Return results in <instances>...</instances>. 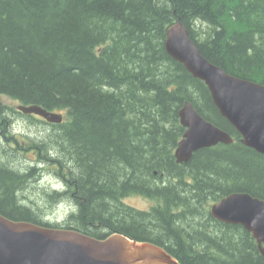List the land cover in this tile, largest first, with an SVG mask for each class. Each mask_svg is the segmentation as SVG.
<instances>
[{
  "label": "trees",
  "instance_id": "16d2710c",
  "mask_svg": "<svg viewBox=\"0 0 264 264\" xmlns=\"http://www.w3.org/2000/svg\"><path fill=\"white\" fill-rule=\"evenodd\" d=\"M177 20L209 62L264 85V0H0L1 216L96 239L123 233L180 264H264L250 233L209 212L232 193L264 201V155L241 143L206 85L167 54ZM187 101L233 142L179 164ZM19 104L62 122L23 115ZM17 116L40 132L13 133ZM27 153L35 158L24 165ZM46 171L60 189L25 196ZM129 196L152 206L132 208ZM63 203L64 219L50 220Z\"/></svg>",
  "mask_w": 264,
  "mask_h": 264
},
{
  "label": "water",
  "instance_id": "95a60500",
  "mask_svg": "<svg viewBox=\"0 0 264 264\" xmlns=\"http://www.w3.org/2000/svg\"><path fill=\"white\" fill-rule=\"evenodd\" d=\"M165 50L192 77L202 81L220 115L241 136V143L264 155V85L239 79L209 62L177 20L166 30ZM23 115H35L49 124L63 116L36 105H17ZM185 129L174 150L177 163H188L193 154L232 138L203 118L191 102L178 112ZM217 221L243 227L264 258V201L245 193H232L210 207ZM0 264H180L162 247L137 241L123 233L96 239L70 229L45 228L11 221L0 215Z\"/></svg>",
  "mask_w": 264,
  "mask_h": 264
},
{
  "label": "rangeland",
  "instance_id": "374dc122",
  "mask_svg": "<svg viewBox=\"0 0 264 264\" xmlns=\"http://www.w3.org/2000/svg\"><path fill=\"white\" fill-rule=\"evenodd\" d=\"M7 103H10L12 105H14V103L9 102L8 100H5ZM16 107V105H15ZM17 120H19L17 123L14 124V130L13 133L15 134H34V133H38L40 132V129H38L37 127H33L31 125H29L26 121H22L21 118L19 116L16 117ZM39 124V123H38ZM35 158L33 153H27L26 154V161H24V165H28L29 164V159H33ZM38 183V185L35 186V188H28L25 190V192L23 193L25 196L28 197H35L36 195L39 194L41 189H60L59 185L62 184L61 180L56 177L54 174L46 171L44 172L43 176H41L39 178V180L36 182ZM34 199V198H31ZM124 203L132 208H135L139 211H147L150 209V207L152 206L151 201L146 200L145 198L141 197V196H129L126 197L124 199ZM68 212V208L66 206V204H61V206L59 208H56L55 212H54V216H50L49 219L52 221L57 220L58 222H60L61 220L64 219L65 215Z\"/></svg>",
  "mask_w": 264,
  "mask_h": 264
}]
</instances>
